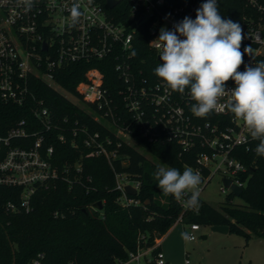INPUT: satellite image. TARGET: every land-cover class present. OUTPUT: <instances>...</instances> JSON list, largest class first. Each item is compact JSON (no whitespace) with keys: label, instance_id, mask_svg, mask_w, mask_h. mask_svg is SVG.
Returning a JSON list of instances; mask_svg holds the SVG:
<instances>
[{"label":"built area","instance_id":"obj_1","mask_svg":"<svg viewBox=\"0 0 264 264\" xmlns=\"http://www.w3.org/2000/svg\"><path fill=\"white\" fill-rule=\"evenodd\" d=\"M120 1L109 8L105 0H93L90 6L88 0H36L32 11L25 13L20 0H0V102L17 105L23 113L5 132L0 133V185L19 188L16 200L5 202L6 209L30 210L33 194L38 189L49 188L58 177L69 183L79 180L83 169L81 162H66L59 167L53 159L54 150L47 140L48 134L54 133L58 140L64 141L66 132L70 133L69 142L74 148L78 147L76 139L81 138V144L87 148L86 156L103 155L111 162L118 153L114 148L107 149L106 144L111 140L99 131L90 132L85 125L68 126L66 115L60 122L58 115L46 104V98L39 95V83L42 81L59 90L86 116L100 122L110 118L114 123L119 119L118 109L102 86L103 73L98 66H88L84 79L76 85L75 95L58 85L55 80L58 69L74 62L90 63L112 57L118 76L129 82L131 66L126 59L131 55L138 27L142 25L146 29L147 44L158 55L161 49L160 42L156 40L160 29L167 27L173 30V25L185 16L195 20L196 9L205 2L123 0L126 15L124 19L115 20L110 11ZM73 2H79L84 13L76 26L71 25L69 13ZM247 3L254 7L255 13L242 16L240 25L244 39L240 50L243 53L244 48L250 46L252 51L249 55L244 54L238 69L241 72L245 65L254 66L264 61V0H248ZM226 86L231 89L236 85L230 79ZM229 99V95L220 97L217 109L210 112L228 117L229 123L219 128L215 121L194 116L190 109L195 102L188 96L175 97L162 80L140 87L129 83L123 96L125 107L148 141L165 137L176 141L183 150L194 145L209 149V152H198L197 166L191 167L201 177L199 190L201 184L208 182L215 172H219L222 179L229 178L230 184L243 189L245 182L240 175L245 172L246 165L233 154L234 149L242 147L247 152H255L259 143L252 139L244 122L236 119L225 107ZM116 135L129 144H136L122 128L117 127ZM119 144L117 141L116 145ZM187 167L190 166H185L183 171ZM204 167L208 169L206 174L202 171ZM70 170L73 171L72 179L67 176ZM114 178V189L120 193L118 201L123 205L138 203V199L124 190L129 184L137 192L138 179L117 171H114ZM222 189L232 193L230 185L226 187L223 182ZM192 191L186 190V193ZM186 201L184 196L179 199L183 208L187 207ZM199 228L197 223L184 228L183 233L189 236L187 240H194L195 231ZM163 235H155L153 240H148L145 234L140 233L134 249L129 250L124 259H118L116 264H172L161 251ZM33 264H39L38 260H34ZM183 264H191L187 252Z\"/></svg>","mask_w":264,"mask_h":264},{"label":"trees","instance_id":"obj_2","mask_svg":"<svg viewBox=\"0 0 264 264\" xmlns=\"http://www.w3.org/2000/svg\"><path fill=\"white\" fill-rule=\"evenodd\" d=\"M247 1L218 0L221 17L241 24L244 14L255 13ZM125 9L121 0L110 13L115 15V20L124 19ZM147 39L148 33L140 25L132 41L131 55L126 59L131 66L129 82L118 76L112 57L90 63H70L55 74L60 88L75 95L76 85L84 79L88 66H98L103 73L102 86L118 109L119 119L114 123L110 118L100 122L86 116L59 90L42 81L39 83V95L46 98V104L58 115L60 122L66 115L68 126L85 125L90 132L99 131L111 140L106 144L107 149L114 148L118 153L111 162L103 155L86 156L87 148L81 144V138L76 139L78 147L74 148L69 142L70 133L66 132L64 141L58 140L54 133L48 134L56 164L61 167L66 162L78 160L83 168L81 175L79 180L71 183L58 177L49 188L38 189L31 198L28 211L6 209L5 202L16 200L19 188L0 185V264H12L13 257L14 264H33L34 260L39 264H116L134 249L140 233L153 240L155 235L167 232L179 216L180 221L188 224H224L228 225L229 231L245 234L246 228L264 235V157L255 152H247L242 147H236L233 152L246 165L245 172L240 175L245 182L238 196L241 202H234V195L228 192L218 207L199 198L195 211L194 208H183L179 200L171 194L165 195L157 186L154 173L159 167L176 168L182 173L185 166H197L198 152H209V149L194 145L183 150L176 141L165 137L148 141L125 107L123 96L127 84L140 87L161 80L154 74L160 62ZM172 92L175 97H190L187 88L183 94ZM22 116L19 106L0 102V133ZM201 119L215 121L219 128L229 123L228 117L211 113ZM117 127L126 130L140 147L116 135ZM117 141L120 142L118 146ZM148 153L151 158L146 156ZM114 171L138 179L139 188L132 195L138 203L123 205L118 201L120 193L114 189ZM202 171L208 173L206 167ZM67 176L72 179L73 171L70 170ZM190 195L187 192L184 198L188 199ZM97 200L103 203L101 209L93 207Z\"/></svg>","mask_w":264,"mask_h":264},{"label":"clouds","instance_id":"obj_3","mask_svg":"<svg viewBox=\"0 0 264 264\" xmlns=\"http://www.w3.org/2000/svg\"><path fill=\"white\" fill-rule=\"evenodd\" d=\"M20 2L28 13L36 0ZM92 3L93 0H88L89 6ZM69 13L72 26L84 15L79 2H73ZM242 39L241 25L221 17L217 0H205L196 9L195 20L185 16L173 25V30L160 29L156 41L160 42L162 63L154 69V74L171 91L183 94L189 89L190 98L195 101L190 110L196 117H206L217 109L220 97L229 95L225 107L244 122L252 139L259 141L255 153L264 157V61L254 66L245 65L244 71H238L244 54L252 51L247 46L241 52ZM230 79L236 86L228 89L226 82ZM154 177L162 192L177 200L186 195V190H194L186 204L189 209L198 207L201 177L191 167L181 174L176 168L162 166ZM181 235L189 239L187 233Z\"/></svg>","mask_w":264,"mask_h":264},{"label":"rangeland","instance_id":"obj_4","mask_svg":"<svg viewBox=\"0 0 264 264\" xmlns=\"http://www.w3.org/2000/svg\"><path fill=\"white\" fill-rule=\"evenodd\" d=\"M134 145L140 147L139 144ZM146 156L151 158L150 153ZM201 186V190L198 189L199 198L215 207L222 204L228 195V190L222 189L219 172L211 174L209 181ZM233 201L241 202V199L234 196ZM188 226V223L176 220L163 235L160 247L170 263L183 264L187 252L191 264H264V235L246 228V233L241 234L229 230L219 232L209 225H199L200 228L195 231L196 238L186 240L181 233Z\"/></svg>","mask_w":264,"mask_h":264},{"label":"water","instance_id":"obj_5","mask_svg":"<svg viewBox=\"0 0 264 264\" xmlns=\"http://www.w3.org/2000/svg\"><path fill=\"white\" fill-rule=\"evenodd\" d=\"M118 0H105V4L107 5V7L112 8L113 6H115L117 4ZM43 49H45V45L43 44ZM157 60L162 63V61L159 58V54L157 55ZM222 182L224 184V186H229L230 185V189L232 190L231 192L233 193L234 196H240L241 192L243 191L242 188H240L239 186L235 185V184H230V179L229 178H223ZM124 190L126 193L134 195L136 193V189L135 187H132L129 184H126V186L124 187ZM102 204L101 200H97L93 203V207L97 208V209H101L102 208ZM235 223H237V221H234ZM211 229L215 230V231H219V232H226L228 231V225H211ZM12 264H14V257H13V261Z\"/></svg>","mask_w":264,"mask_h":264},{"label":"crops","instance_id":"obj_6","mask_svg":"<svg viewBox=\"0 0 264 264\" xmlns=\"http://www.w3.org/2000/svg\"><path fill=\"white\" fill-rule=\"evenodd\" d=\"M166 233V232H165Z\"/></svg>","mask_w":264,"mask_h":264}]
</instances>
